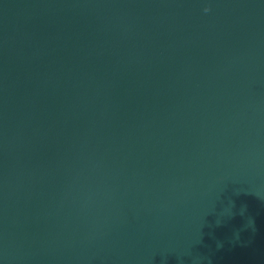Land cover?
Segmentation results:
<instances>
[{
	"label": "water",
	"instance_id": "obj_1",
	"mask_svg": "<svg viewBox=\"0 0 264 264\" xmlns=\"http://www.w3.org/2000/svg\"><path fill=\"white\" fill-rule=\"evenodd\" d=\"M0 264H264V0H0Z\"/></svg>",
	"mask_w": 264,
	"mask_h": 264
},
{
	"label": "clouds",
	"instance_id": "obj_2",
	"mask_svg": "<svg viewBox=\"0 0 264 264\" xmlns=\"http://www.w3.org/2000/svg\"><path fill=\"white\" fill-rule=\"evenodd\" d=\"M203 11L205 12V13H207V12H209L210 11V9L208 8V7H205L204 9H203ZM238 194V193H237ZM232 203V202H231ZM217 223V222H216ZM220 223H217V225H219Z\"/></svg>",
	"mask_w": 264,
	"mask_h": 264
}]
</instances>
